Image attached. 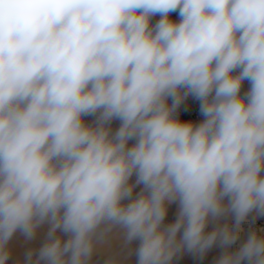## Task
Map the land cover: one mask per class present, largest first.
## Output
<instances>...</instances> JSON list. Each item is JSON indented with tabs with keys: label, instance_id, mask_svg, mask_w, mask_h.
I'll return each instance as SVG.
<instances>
[{
	"label": "clouds",
	"instance_id": "1",
	"mask_svg": "<svg viewBox=\"0 0 264 264\" xmlns=\"http://www.w3.org/2000/svg\"><path fill=\"white\" fill-rule=\"evenodd\" d=\"M190 95L199 123L178 116ZM253 213L264 0H0V264L17 233L44 226L13 264H91L114 231L105 264H125L134 242L136 264L215 245L216 264H264V229L232 250Z\"/></svg>",
	"mask_w": 264,
	"mask_h": 264
},
{
	"label": "crops",
	"instance_id": "2",
	"mask_svg": "<svg viewBox=\"0 0 264 264\" xmlns=\"http://www.w3.org/2000/svg\"><path fill=\"white\" fill-rule=\"evenodd\" d=\"M152 22L155 24V22L153 20H152ZM248 89H249L248 80H245L242 84L241 94L243 95V93H245ZM189 97L193 98V101H194L193 96L190 95ZM192 104H193V102H192ZM191 105H190V107H191ZM189 108L186 111H188ZM181 117L183 120H186V118H187V116L183 117V115H181ZM93 119H94V117H92V116H86L85 117V120L87 122H91ZM119 124H120L119 120H114L112 122L113 130L118 128ZM132 179L134 180L135 177H133ZM140 187H142V186H137V188L135 189V192H139ZM135 192H134V194H135ZM177 208H178V205L176 203H173L172 205H170L168 208V213H167L166 218H170L171 220L174 221L176 218ZM46 230H47V226H44L43 228H41V230L37 234V237L32 241H25V238L20 233H17L10 243V247L12 249V257H11V260L9 261V264H13V262L16 261L17 259H22L25 251H27L29 248H38L43 243ZM121 242H122L121 234L118 231H114V233L111 234V236H110L109 243L98 248L97 253L92 257L91 264H105V261L111 252L120 250ZM137 244H138V242H134L130 246L131 249H133L132 254L130 256L128 255V251H129L128 249L122 250V254L125 257H127L125 259V264H136V256H135L134 249L137 246ZM178 261H179V255L176 258H174L173 264H177Z\"/></svg>",
	"mask_w": 264,
	"mask_h": 264
},
{
	"label": "built area",
	"instance_id": "3",
	"mask_svg": "<svg viewBox=\"0 0 264 264\" xmlns=\"http://www.w3.org/2000/svg\"><path fill=\"white\" fill-rule=\"evenodd\" d=\"M161 17L159 15H155L152 17V20L156 23ZM170 18L171 19H180L178 11L177 12H172L170 13ZM248 86L250 88V83L248 81ZM169 103H171V101H169ZM200 107V101L197 100L194 97V101L193 104L191 105V107L189 108V110L187 111V118L186 120H192L196 123H199L204 117L202 116V114L200 113L199 110ZM181 113H180V108L178 109V116L181 120ZM173 222V220H171L170 218H165V223H171ZM242 228L243 231L241 232L240 235V239L236 241L235 244L232 245V250H236L241 243L244 242V240H246L247 235L253 231V230H260V229H264V222L261 220H256V219H250L248 218L243 224H242Z\"/></svg>",
	"mask_w": 264,
	"mask_h": 264
},
{
	"label": "rangeland",
	"instance_id": "4",
	"mask_svg": "<svg viewBox=\"0 0 264 264\" xmlns=\"http://www.w3.org/2000/svg\"><path fill=\"white\" fill-rule=\"evenodd\" d=\"M175 21H179V19H172ZM153 23V22H152ZM154 24V23H153ZM193 102V98L188 97L180 106V112L184 116H187V109L190 107V105ZM186 111V112H185ZM255 213L250 214L248 218L253 219V216ZM228 220H231V218H227ZM256 220H261L264 222V216L257 217ZM215 226V223H209L206 231H211L213 227ZM223 249L219 245L213 246L202 258L194 253L184 252L183 254L179 255V261L177 264H216V260L220 256Z\"/></svg>",
	"mask_w": 264,
	"mask_h": 264
}]
</instances>
